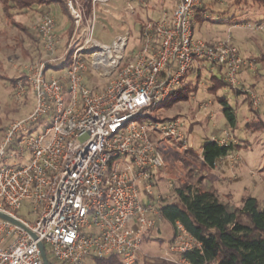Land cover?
<instances>
[{
    "label": "built area",
    "instance_id": "1",
    "mask_svg": "<svg viewBox=\"0 0 264 264\" xmlns=\"http://www.w3.org/2000/svg\"><path fill=\"white\" fill-rule=\"evenodd\" d=\"M112 1L67 0L74 30L67 43L55 18L42 14L33 27L42 55L8 61L16 74L15 97L23 98L29 84L36 101L31 114L7 127L0 145V213L26 227L0 218V264H44L40 242L58 263L98 264L117 255L124 264H136L145 237L161 222V206L169 203L155 195L162 176L172 189L186 178L184 163L206 171L202 150L198 162L192 160L188 121L165 120L153 110L181 89L200 60L220 65L229 87L248 94L253 109L260 104L258 94L240 82L243 69L252 70L254 63L240 55L231 30L215 43L195 37V14L207 0H175L171 18L146 25L138 49L129 56L113 49L111 59L104 51L122 37L107 45L94 31L98 8ZM240 27L264 35V24ZM96 56L111 78L102 91L85 80L90 66L103 74ZM210 141L236 145L226 131ZM26 201L34 222L17 215ZM176 229L161 258L190 264L181 255L202 245L180 222Z\"/></svg>",
    "mask_w": 264,
    "mask_h": 264
},
{
    "label": "rangeland",
    "instance_id": "2",
    "mask_svg": "<svg viewBox=\"0 0 264 264\" xmlns=\"http://www.w3.org/2000/svg\"><path fill=\"white\" fill-rule=\"evenodd\" d=\"M230 1L232 0H219V4L213 5L214 15L212 19L201 26L197 25L195 27V37L206 40L209 34L218 31H223L219 36V39L226 35L225 30H227L230 23L235 21H232V17L236 15L235 8L228 10ZM144 3H147V5L145 6L143 3L139 5L138 2L131 0L132 6H129L124 0H114L106 7H99V20L95 27L94 37L102 43L109 45L112 44L117 37H122L126 35V33H129L120 53V55L129 56L133 50L138 49L140 45H142L139 39L141 21H145L144 19L146 15H148L149 12H152V3L148 2V0H145ZM53 10L54 11H50L49 14H51L56 20L57 31H66V29L69 28L68 19L61 12H58L57 8ZM41 14L42 13L40 12L18 13L16 14V20L24 24L26 27H31L33 30V27L40 19ZM263 16L264 13H254L250 15L252 20L263 18ZM244 24L246 23H243L242 25ZM0 31L2 32L0 35V60L2 63L0 75L7 76L11 79L13 77L16 78L15 71L11 67L9 68L8 65V61H10L11 58L23 57V60L31 58L29 56H24V49L30 51L32 56L36 58L40 57L42 53L38 51L35 45L32 44V41L17 26L6 24L5 19H3L1 14ZM233 32H236V37L238 39V45L233 40L234 45L241 50L243 56H248L250 58L258 56L262 51L264 52V35L262 33H255L244 28H236ZM246 41H249L250 44L252 41L256 42L257 46L260 47V50L249 46L250 44H245ZM19 42H22L23 45L18 44ZM62 49L63 47L60 48V51H62ZM39 53H41L40 56ZM253 67L252 71L245 67L239 79L245 88H251L250 86L256 88V93L260 98V104L257 109L251 110L246 100L248 96H246L245 93L237 95L228 87L219 89L216 95L210 93L208 90L212 86L211 72L204 69L199 78L197 67L194 72L187 75L184 81V85L191 88L188 99L179 100L174 106L166 107L165 104H161L153 110V115H157L159 118L174 117L178 115L185 118L186 121H189L188 123L192 122L194 124V129L189 134V142L192 144L193 149L197 154L201 153L203 145L206 141L210 140V138L220 136L223 131L233 134L236 145L238 143L240 144V151L236 152L237 155L230 158L228 161L219 164L220 172L222 171L221 169L224 168L223 166H229L234 170L227 172V175L231 177L233 182H226L223 185V196H226L224 193H232L231 189H233V197L235 200L240 202L243 197H255L259 202L260 208L263 210L264 65L258 64L256 67L253 65ZM215 75L219 76L217 70ZM85 80L86 84L93 90L102 91L101 89H104L108 85L111 78L107 75L99 74L92 66H90L89 74L86 75ZM11 87V81L0 79V145L4 142L5 129L14 121L27 117L35 108L36 100L32 92L23 96L21 99H17L15 97V89ZM218 97L225 98L229 105L235 110V127L232 128L227 124L223 114L224 106L219 102ZM201 106L207 107L201 109ZM192 160L194 163L198 162L195 155H193ZM184 165L187 170L189 164L184 163ZM210 172L211 171L206 170L203 175L207 176L208 179L212 178L214 181L217 180L216 175L213 174L214 176H212L210 175ZM240 177H243V179L241 178L243 181L239 179ZM167 180L168 178L163 175L159 182V187L155 190V195L166 198L169 202H173L174 200H171V198L174 192L168 187ZM229 196L231 197V195H227V197ZM17 215L20 218L29 221V223L34 222L36 219L34 208L28 201H26L22 208L17 211ZM158 229L160 230V234L154 232V234H152V239L148 243L143 244V251L139 258V262L136 264H175L169 261L167 262L161 258L163 254L169 250L173 230L165 222H160ZM49 256L52 257L50 253ZM87 262H89V264H94L93 261ZM56 264L64 263L56 262Z\"/></svg>",
    "mask_w": 264,
    "mask_h": 264
},
{
    "label": "trees",
    "instance_id": "3",
    "mask_svg": "<svg viewBox=\"0 0 264 264\" xmlns=\"http://www.w3.org/2000/svg\"><path fill=\"white\" fill-rule=\"evenodd\" d=\"M132 1L137 2L138 0ZM214 4H219V0H207L196 11L194 19L195 27L197 25H203L213 17ZM53 5L58 6L62 14L68 19L69 28L64 35H60L62 43H67L72 31H74L73 18L69 13L67 0H0V14L3 19H5L6 24L17 26L32 41V44L35 45L38 51L42 53L41 42L37 32L32 30L31 27H26L24 24L17 21L16 14L29 12L46 14L50 13L51 6ZM234 8L236 10V15L232 17V21H239V24H264V16L263 18L255 20H252L250 17V15L254 13H264V0H232L229 3L228 10ZM205 14H208L209 17ZM144 20L145 21H141L139 31L141 43L144 42L143 32L146 25L149 22L154 25L156 23L151 17H145ZM1 34L2 32L0 31V35ZM153 34L155 35V32ZM18 44L23 45L22 42ZM41 53H39V56ZM23 54L25 57L29 56L31 58H36L26 49H24ZM248 60L253 62L255 67L258 64L264 65V52L262 51L258 56L250 57ZM1 67L2 63L0 60V68ZM196 68L199 78L202 74V70L206 69L211 72L212 86L208 90L210 93L216 95L219 89L224 87L230 88L225 78V71L217 63L200 60L191 72H194ZM212 68L215 70L213 71ZM246 68H249V66H246ZM216 70L219 76L215 75ZM0 79L11 81V88L15 89V77L11 79L7 76L0 75ZM27 85L26 95L31 92L29 84ZM251 88L257 92L254 86ZM190 92L191 88L187 85H183L181 89L178 90L176 94H172L164 104L166 107L174 106L179 100L188 99ZM240 94L244 93L241 91ZM245 95L248 96L246 93ZM218 100L224 106L223 114L227 124L232 128L235 127V110L229 105L225 98L218 97ZM246 100L251 110H253L250 97L248 96ZM178 117L182 116L176 115L174 117H165L164 119L169 120ZM193 129L194 124L190 122L188 135ZM239 151V143L232 147L219 146L210 140L206 141L202 147L205 169L207 171L215 169L220 164V158ZM192 152L198 157L194 149ZM171 191L176 194V198L173 202L161 206V222L167 223L173 230L170 245L178 233L176 229L177 222H180L186 231L202 245L201 249L195 246L192 250L181 255L184 260L190 264H264V209L262 210L260 208L257 198L248 196L243 198L241 202H234L232 197L222 196L217 186L208 179L207 176H204L198 170L191 169L190 167L187 168L186 178L179 179L178 183ZM163 199L167 200L166 198ZM154 232L160 234L158 227L145 237L144 243H148L152 239V234H154ZM47 256L51 264H56V261L49 256L48 250ZM97 263L124 264L117 255L98 259Z\"/></svg>",
    "mask_w": 264,
    "mask_h": 264
},
{
    "label": "crops",
    "instance_id": "4",
    "mask_svg": "<svg viewBox=\"0 0 264 264\" xmlns=\"http://www.w3.org/2000/svg\"><path fill=\"white\" fill-rule=\"evenodd\" d=\"M118 1H120V0H118ZM125 1V3L127 4V5H129V6H132V4H131V0H124ZM138 3H139V5L141 4V3H143L145 6L147 5V3H144L145 2V0H138L137 1ZM148 2H151L152 3V12H149L148 13V15H146V17H151V18H153L154 19V21L155 22H157V21H159L161 18H163V17H168V18H171L172 17V13H173V11H174V8H175V0H148ZM57 8V11L58 12H61L62 13V11L58 8V6H55V5H53V6H51V12L52 11H54L53 9H56ZM210 11V10H209ZM171 14V15H170ZM207 17H209V15L208 14H205ZM212 19V18H211ZM209 22V21H208ZM235 23V24H234ZM239 21H234L233 23H230L229 24V26H228V28H227V30H225L226 31V33L225 34H227L228 33V31L229 30H231V33H232V35H233V40H234V42L237 44L238 43V39H237V37H236V32L234 33L233 31H234V29H236V28H241L240 26L242 25V24H239ZM66 31H67V29H66ZM66 31H63V32H58L60 35H64L65 34V32ZM221 33H223V31H218V32H215V33H211V34H209V36H208V38L205 40V39H203V40H205V41H207V42H209V43H215L217 40H219V36L221 35ZM126 34H128V36H129V33H126ZM202 39V38H201ZM245 44H250L249 43V41H246V43ZM238 45V44H237ZM249 46H252V47H254V48H256V49H258V50H260V47H258L257 46V43L256 42H251V44L249 45ZM247 48V47H246ZM240 50V49H239ZM240 54H241V56L242 57H244V58H249L248 56H243L242 55V52H241V50H240ZM247 69H249V68H247ZM212 70L214 71L215 69L214 68H212ZM249 70H251V69H249ZM252 71V70H251ZM250 87H252V86H250ZM224 168H222L221 170V172H223V173H221L220 171H219V165L215 168V169H213V170H211V172H210V175H212V176H214V175H216V179L217 180H213L212 178H209V179H211L215 184H216V186H217V188L219 189V191H220V194L223 196V185L226 183V182H230V183H232L233 181L231 180V177H229L228 175H227V172L228 171H232L233 170V168H231V167H229V166H223ZM235 169V168H234ZM219 171V172H218ZM234 171V170H233ZM216 173V174H215ZM214 174V175H213ZM218 174V175H217ZM229 178V179H228ZM243 179V177H240L239 179ZM241 179V181H243ZM238 180V179H237ZM235 184H237V183H235ZM234 184V185H235ZM233 188V187H232ZM232 190V193H227V194H225L224 193V195H231V197H233V189H231ZM248 197V196H247ZM243 198H245V197H243ZM243 198H241V200L243 199ZM233 199H234V197H233ZM241 200H240V202H241ZM238 202L237 200H235L234 199V202Z\"/></svg>",
    "mask_w": 264,
    "mask_h": 264
},
{
    "label": "bare ground",
    "instance_id": "5",
    "mask_svg": "<svg viewBox=\"0 0 264 264\" xmlns=\"http://www.w3.org/2000/svg\"><path fill=\"white\" fill-rule=\"evenodd\" d=\"M126 39H127V35H124L122 36V42L121 43H118V44H115L112 46V48H109L110 50H108V52H105L104 51V55L111 59H113V55H112V51L113 49H118V50H121L126 42ZM105 48L107 49L108 47L105 46ZM97 58H95V62L97 63L96 66H97V69L102 72L103 74H106L108 73L109 69H106L104 68V63L102 62V60L100 58H98L99 56H96ZM116 60V59H115Z\"/></svg>",
    "mask_w": 264,
    "mask_h": 264
},
{
    "label": "water",
    "instance_id": "6",
    "mask_svg": "<svg viewBox=\"0 0 264 264\" xmlns=\"http://www.w3.org/2000/svg\"><path fill=\"white\" fill-rule=\"evenodd\" d=\"M0 218H2V219H6V220H9V221H12V222L15 223L16 225H19V226H21L22 228L26 229V227H25L22 223H20V222L14 220V219H12V218H10V217H8V216H5V215H3V214H1V213H0ZM29 232H30L31 236H32L34 239H37V237L35 236V234H33L31 231H29ZM39 247H40V250L42 251L41 254H42V258H43L44 264H51L50 261H49V258H48V256H47L46 248H45V246H44V244H43L42 242L39 243Z\"/></svg>",
    "mask_w": 264,
    "mask_h": 264
}]
</instances>
